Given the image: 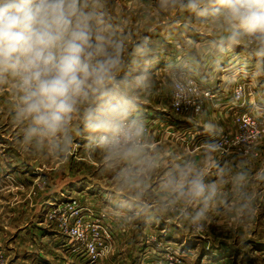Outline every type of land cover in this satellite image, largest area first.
Returning a JSON list of instances; mask_svg holds the SVG:
<instances>
[{
    "label": "clouds",
    "instance_id": "obj_1",
    "mask_svg": "<svg viewBox=\"0 0 264 264\" xmlns=\"http://www.w3.org/2000/svg\"><path fill=\"white\" fill-rule=\"evenodd\" d=\"M153 6L160 15L175 14L173 26L201 37L166 63L163 80L156 73L164 43L126 28L110 0H0V90L11 91L20 145L66 158L84 139L111 180L109 212L121 227L173 216L202 232L222 209L251 217L250 184L253 177L264 182V169H249L255 138L244 141L235 163L223 159L216 139L201 143L197 156H165L152 147L144 105L163 89L203 115L209 93L200 87L202 69L221 70L237 47L255 60V76L264 75V0H155ZM202 125L211 137L222 131L212 119Z\"/></svg>",
    "mask_w": 264,
    "mask_h": 264
},
{
    "label": "rangeland",
    "instance_id": "obj_2",
    "mask_svg": "<svg viewBox=\"0 0 264 264\" xmlns=\"http://www.w3.org/2000/svg\"><path fill=\"white\" fill-rule=\"evenodd\" d=\"M119 1H110L117 20L137 35L151 33L153 40L164 43L156 73L158 80H163L166 63L179 59L182 46L187 50L188 42L201 37L179 25L173 26L175 14H158L153 0L140 5ZM234 57L235 53L227 57L219 71L211 66L202 69L203 83L200 78L197 82L202 88L212 89L215 95L201 104L203 115H197L190 103H182L181 109L176 110L174 98L163 89L145 101L144 117L157 147L165 149V156L173 151L197 156L201 143L216 139L225 147L223 159L235 163L240 159L244 141L251 137L256 140L257 155L250 161L249 169L253 173L264 169V75L258 76L257 90L248 91L249 84L234 87L230 77L249 74L245 61L235 62ZM239 86L244 94L237 99ZM1 91L11 93L9 88ZM1 100L0 264H197L202 254L207 255L201 264H264V182L253 177L250 184L255 195L251 217L222 209L210 218L202 232L190 230L173 216L157 219L160 224L165 221L169 228H157L156 219L144 218L142 226L146 228L141 227L137 239L131 228L138 220L121 227L111 216V180L101 171L99 157L89 155L86 141L77 138V147L66 158L33 154L20 145L10 99ZM257 105L261 111L254 110ZM207 119L218 122L222 129L218 136L205 133L202 121ZM11 159L21 162L14 164ZM214 178V174L209 177ZM79 184L83 189L70 193ZM44 191L69 192L47 209L50 203L43 202ZM226 191L230 194V189ZM12 202L20 207L12 206ZM30 217L41 227L36 229L37 239L31 240L29 232L21 229ZM46 219L55 226L45 230L41 224ZM48 230L58 232L59 240L53 243L56 235L43 240L41 235ZM95 243L99 251L96 260L90 250ZM187 245L189 254L185 257L183 249Z\"/></svg>",
    "mask_w": 264,
    "mask_h": 264
},
{
    "label": "crops",
    "instance_id": "obj_3",
    "mask_svg": "<svg viewBox=\"0 0 264 264\" xmlns=\"http://www.w3.org/2000/svg\"><path fill=\"white\" fill-rule=\"evenodd\" d=\"M110 1H112V0H110ZM147 1H149V0H120L119 2L120 3H123V4H127V5L128 4H131V3L140 5V4L146 3ZM153 2L155 3V0H153ZM188 44H189V42H188ZM235 50H237L238 52H236ZM235 50L233 52V53H235V57H234L235 58V62H238V61H241V60L245 61L246 66L249 68L248 71H247L249 74L248 75L247 74H244L242 77H237V78L235 77L236 75H234L233 77H235V79H232L233 80V84H235L234 87H236L237 84H240V85L249 84V85H251V87L249 88L248 91L257 90V85L256 84H257V82L259 83V79H258V76H255V71H256L255 70V60L254 59H247L244 56L243 49L241 47H237ZM221 84H223V82H221ZM5 89H7V88H5ZM10 95H11V93H8V92H3L2 93V91L0 90V104H1V101H2L1 98L10 99ZM0 147H1V145H0ZM156 147H157V142L154 140L153 148H156ZM11 162H13L14 164H18V163L21 162V160H18L17 159V161H16L15 159H11ZM16 167H17V169H19V165H17ZM78 186L79 187H77L75 185L74 186V189H72V191H70V193H75L76 194V193H78L77 190L83 189L82 187H80L81 186L80 184ZM16 192H14V193H16ZM44 192L45 193H43V195H41V197L43 198V202L44 203H50L49 204L50 206H47L48 207L47 209H49V208H51V206H55L56 202H59L60 200L64 199L62 197V195L65 194V193H67V192H69V191H44ZM85 192H87V191H80V193H85ZM103 192H105V191H103ZM13 200H14V198H13ZM11 204H12V206L13 205H18V207H20V204H17V203H14V202H12ZM142 221H143V219H139L136 222V226L131 228V231L134 232L135 238H137V239H138L139 233H142L141 227L146 228L145 226H142ZM43 222L44 223H42L41 225H44L43 228L45 230L48 229V228H51L52 226H55V225L51 224L47 219L46 220H43ZM45 226H47V227H45ZM155 227H157V228L158 227L159 228L160 227L169 228L170 226H168V224H166L165 221H164L163 224H160L159 222H157V219H156ZM37 228H41V227H40V225H38V223H36V221L32 217H30L29 222H27L26 224H23V226H21V229H24L25 231H28L29 232V235L31 237V240L32 239H37V237H36V233L38 232L36 230ZM57 233L58 232L53 233L52 231L48 230V231H43V233H42L41 236H42V239L44 240V238H46V237L49 238L51 235H53V237H55V235ZM57 236L58 235H56L55 239L53 240V243L55 241H58L59 240V237H57ZM15 237H17V235H15ZM185 241L183 240L182 242H185ZM33 243L31 244V247L34 246ZM187 250H189V246L188 245H187V247H184V249H183V253H184V256L185 257H188V254H189V252H187ZM205 255H207V254H202V255H200L198 257L197 264H201V263L204 262L202 259L205 257ZM36 258H38V256H36Z\"/></svg>",
    "mask_w": 264,
    "mask_h": 264
},
{
    "label": "built area",
    "instance_id": "obj_4",
    "mask_svg": "<svg viewBox=\"0 0 264 264\" xmlns=\"http://www.w3.org/2000/svg\"><path fill=\"white\" fill-rule=\"evenodd\" d=\"M204 89H206L207 91H208V93H209V100H211V99H213L214 98V92L212 91V89H210V88H204ZM243 94H244V92H243V90H242V88H241V86H239L238 88H237V90H236V96H237V99H240L241 97H243ZM175 101V100H174ZM199 103V102H198ZM181 106H182V103H180V104H177L176 102L174 103V107H175V109L176 110H180L181 109ZM201 107H202V105L200 104V109H201ZM199 109V110H200ZM220 143H223V142H221V141H219ZM90 250H91V252H92V256H93V258H95V260H96V258L99 256V251H98V245L95 243V245H92L91 247H90Z\"/></svg>",
    "mask_w": 264,
    "mask_h": 264
}]
</instances>
